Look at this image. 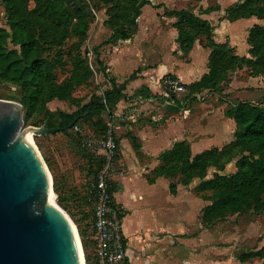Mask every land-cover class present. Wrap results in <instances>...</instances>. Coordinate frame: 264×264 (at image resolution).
Wrapping results in <instances>:
<instances>
[{
  "label": "trees",
  "instance_id": "trees-1",
  "mask_svg": "<svg viewBox=\"0 0 264 264\" xmlns=\"http://www.w3.org/2000/svg\"><path fill=\"white\" fill-rule=\"evenodd\" d=\"M111 2L108 0V3ZM35 3V6L32 7L31 0H5L9 29L0 28V81L12 83L20 88L22 92L20 103L24 107L26 118L43 111L50 100L60 97V90L55 86L56 77L52 66L41 53L42 47L39 39L33 35V27L35 25L41 26L48 35L60 40L65 39L72 29L84 37L89 28V12L83 6L71 8L68 6L67 0H35ZM147 3L150 1L134 0L131 11H128L130 16L126 21L127 24L116 21V25L112 26L113 33L110 40L132 38L138 29L137 19L141 14V9ZM115 9L116 7L112 11ZM236 9L235 7L228 9L229 20L233 21L240 17L250 18L255 15V13H250L248 16H236ZM117 12L118 15L122 16L126 11L117 10ZM164 14L177 18L175 22V27L178 30L177 42L185 54L192 50L195 41L200 39L201 35L206 37V46L211 49L209 71L200 80L186 84L189 91L186 99H191L198 87L214 89L218 81H222L225 74L228 75L230 67V59H228L224 49L225 44L214 41L213 28L210 22L189 9H165ZM188 26L192 29L188 30ZM249 43L252 53H260L261 51L258 60L264 63L263 25L254 24L251 27ZM10 44L15 47L10 48ZM76 62L78 67L70 79V83L73 84L83 82L89 73L88 70L87 74L84 73L86 64L78 54ZM99 63L102 65L101 61ZM135 77H137V72L132 73L122 83L111 78L112 87L106 91L105 99L107 102L105 104L92 103L96 99L92 98L73 113L47 110L44 126L55 127L59 125L64 127L77 119L74 125L79 124L84 127L86 123H91L96 128L95 132H98L97 136H102L106 132L103 116L108 110L117 109L118 104L125 99L128 81ZM172 77L176 78L173 75ZM176 102L179 103V101ZM91 104L90 113L85 115ZM226 114L236 122L233 141L223 148L206 149L197 154L193 153L187 141L176 142L172 149L161 154V165L157 169L159 175L177 178L171 184V190L174 193L177 192L178 184L187 186L196 178L201 179L198 185L199 191H215L213 197L205 196L210 203L202 211V222L208 228L230 216L243 214L246 210L264 211L262 197L264 194V104L238 101L226 111ZM72 128L70 131L61 132L75 145L76 151L87 160L88 171L93 176L91 182L102 166V159L80 145L78 135L72 131ZM49 136L50 134L45 137ZM134 146L139 149V145L134 143ZM226 152L233 159L238 157L236 161L237 171L233 175H217L212 179H207L209 166L214 165L220 170L224 169L226 161H223V158H225ZM46 162L54 174L52 161L46 159ZM111 190L113 193L116 190L114 183H112ZM54 191L58 194L59 205L71 214L78 227L86 264H98L95 256V241L92 239L94 211L88 200L87 188L84 195L79 198L78 203L81 209L78 210V213L72 212L66 203L67 198L60 193L55 175ZM84 207H89V211L85 210ZM92 248L94 256L91 254ZM253 258L264 260V246L238 255L241 262H247ZM260 264H264V261Z\"/></svg>",
  "mask_w": 264,
  "mask_h": 264
},
{
  "label": "rangeland",
  "instance_id": "rangeland-1",
  "mask_svg": "<svg viewBox=\"0 0 264 264\" xmlns=\"http://www.w3.org/2000/svg\"><path fill=\"white\" fill-rule=\"evenodd\" d=\"M110 1H112V4L108 3V0H67L69 7L76 8L83 6L89 12V28L84 37L80 36L75 29H72L65 39L60 40L48 35L41 26L35 25L33 27V35L39 39L42 47L41 53L49 60L52 66L56 77L55 86L60 90V97L50 100L43 111L27 118L24 115V128L28 126H44L47 110L51 112L61 110L73 113L92 98L105 99L106 91L112 87L111 78H115V76L109 71L110 67L106 64L103 54L115 53L124 42H127L126 40L128 39L110 40V37L113 33L112 26L114 27L116 21L127 24L126 21L130 16L128 11H131L134 2V0ZM155 2L154 6L160 10L161 14H164L165 9H169L166 6V3H168L171 10L184 9L182 6H187V9L196 15L205 13L215 15L209 21L211 25L213 24V39L217 42L216 36L226 38L225 42L217 43L225 44L224 49L229 57L228 59H230V67L228 75L225 74L224 80L218 81L214 89L209 90L204 87H198L191 99H186L189 92L187 87L186 91L174 92L173 99L180 102L177 106L173 104L175 102H173L172 98H167L164 95V85H162L161 92L157 94L160 97L159 108H164L168 112H175L176 110L179 113L182 112L179 116H183L187 110L190 111L184 118L187 122L186 129L190 131V137L186 141L190 144L194 154L206 149L223 148L234 140V135L231 137L232 130L229 124L225 127L228 129L226 133L230 132V135L228 137H219V128L222 124L223 114L234 103L242 101V99H250L255 104H264V63L258 60L261 51L260 53L251 52L249 32L252 26L245 28L246 26H242L244 23L240 24L242 23L240 22L238 25L232 26L233 28H231L229 34L222 36L219 32L215 33V31H220L222 24H229V22L236 23L238 20L246 19V17H240L233 21L229 20L228 9L230 7L237 8L235 11L236 16H248L250 13H255V15L250 17L254 19V24L264 26V0H155ZM35 4V0H31V6L34 7ZM115 7L116 9L112 11ZM117 10H125L126 12L120 16ZM8 23L5 0H0V28L9 29ZM190 29L192 27L188 28V30ZM238 29L244 31L239 37L236 36V30ZM201 36V44L210 54L211 49L206 46V37ZM232 38L236 42H231ZM242 45H245V53L239 50V48L242 49ZM13 47L15 46L10 44V48ZM77 54L85 61L86 67L84 68V73L87 74V70L89 73L83 82L73 84L70 83V79L74 70L76 71L78 67L76 62ZM196 57L199 63H202L204 60L202 54H197ZM209 57L210 55L206 63L208 71ZM183 58H187L186 60L183 59L184 61H189L188 56ZM99 61L102 62V65ZM78 71L80 72L81 70L79 69ZM232 82L233 85H231ZM230 88H233L232 92H229ZM21 95L22 92L18 86L0 81V99L20 102ZM173 109L176 110L174 111ZM140 114L141 112L137 110L134 120L140 119ZM149 115L151 118L152 116L157 117L155 113ZM103 117L104 119L106 118L105 115ZM154 117L153 120L150 118L149 121L159 123L161 119L157 121V118L155 119ZM83 128L92 134L98 135V132H95L96 128L91 123H86ZM45 136L34 134L33 142L45 162L46 159L52 161L54 174L47 162L46 164L53 179V188L55 175L60 193L67 198L66 203L72 212L78 213V210L81 209L78 203L80 201L79 198L84 195L88 183L93 177L88 171V162L76 151L75 145L61 131L50 134L47 138ZM224 156L223 161H226L224 169L220 170L218 169L219 167L217 168L214 165L209 166L207 179H212L217 175H233L237 171L236 161L238 157L233 159L229 156L228 152ZM174 179L176 180L177 178ZM200 182L201 179H194L193 183L196 186L194 185L191 190L206 197H213L214 190L203 192L198 190ZM53 197L54 202L66 213L72 223L77 226L71 214L59 205L58 194L55 191ZM262 197L264 200V194ZM84 209L89 211V207H84ZM213 231H216L217 234H222L221 246L224 250L228 249L230 251L224 255L226 259L233 257L238 252L260 249L264 246V211L258 212L250 209L246 210L243 214L230 216L219 222ZM237 261L239 264H244L239 260ZM257 261L261 263L264 260L257 258L253 261V264H257Z\"/></svg>",
  "mask_w": 264,
  "mask_h": 264
},
{
  "label": "crops",
  "instance_id": "crops-1",
  "mask_svg": "<svg viewBox=\"0 0 264 264\" xmlns=\"http://www.w3.org/2000/svg\"><path fill=\"white\" fill-rule=\"evenodd\" d=\"M149 1L141 9L135 35L126 40L117 52L103 54L109 71L118 82L137 72V77L128 81L125 99L118 104L117 109L128 111L135 108L141 112V118L116 126L119 170L112 175V182L116 186L113 203L124 213L122 230L128 264H239L238 255L247 251L226 259L224 255L230 251L221 246L222 234L213 231L219 222L210 228L202 222V211L210 202L204 195L191 190L194 181L187 186L178 184L177 192L174 193L171 184L175 180L157 173L161 154L172 149L176 142L186 141L190 137L184 119L189 110L179 116L182 112L176 109H173L175 112H168L159 108L160 97L157 94L162 89V78L165 74H171L185 85L198 81L208 72L206 63L210 54L200 39L185 54L177 42V18L161 14L154 6L155 0ZM166 6L171 8L168 3ZM199 15L208 21L215 17L207 13ZM254 22L253 18L229 24L223 22L225 24H222L221 30L215 33L226 35L236 24L244 23L242 26L248 28ZM236 33L239 37L244 31L238 29ZM215 39L217 42L226 40L223 36H216ZM233 41L236 42L232 38ZM241 48L239 50L245 53V45ZM197 54H202V63L198 62ZM185 56H188L189 61H184L187 59L183 58ZM232 91L233 88H230L229 92ZM154 113L157 117L151 118L149 114ZM226 116L225 112L219 137L230 135V132L226 133L228 129L225 126L228 124L232 130L231 137L234 135L236 122ZM153 117L157 121L161 119L160 122L149 121ZM134 143L139 145V149L135 148ZM91 254L94 256L93 248ZM255 259L242 263L253 264ZM257 264L260 262L257 261Z\"/></svg>",
  "mask_w": 264,
  "mask_h": 264
},
{
  "label": "water",
  "instance_id": "water-1",
  "mask_svg": "<svg viewBox=\"0 0 264 264\" xmlns=\"http://www.w3.org/2000/svg\"><path fill=\"white\" fill-rule=\"evenodd\" d=\"M76 120L64 127L24 128L23 105L0 99V264H86L79 230L51 202L52 176L27 135L70 131Z\"/></svg>",
  "mask_w": 264,
  "mask_h": 264
},
{
  "label": "built area",
  "instance_id": "built-area-1",
  "mask_svg": "<svg viewBox=\"0 0 264 264\" xmlns=\"http://www.w3.org/2000/svg\"><path fill=\"white\" fill-rule=\"evenodd\" d=\"M162 83L164 95L172 98L175 102L173 104L177 105L178 102L173 99V93L186 91V85L171 74H165ZM136 111L135 108L128 111L108 110L105 114L106 132L102 136L88 132L79 124L72 128V131L78 135L80 145L102 159V166L87 187L88 200L94 211L92 239L95 241V256L98 264H128L127 246L122 230L124 213L114 205L111 188L112 175L119 170L116 126L125 121L134 120Z\"/></svg>",
  "mask_w": 264,
  "mask_h": 264
},
{
  "label": "bare ground",
  "instance_id": "bare-ground-1",
  "mask_svg": "<svg viewBox=\"0 0 264 264\" xmlns=\"http://www.w3.org/2000/svg\"><path fill=\"white\" fill-rule=\"evenodd\" d=\"M34 132L33 131H28V133H27V135H28V137H29V139L31 140V141H33V136H34ZM51 202L53 203V204H55L56 205V203L54 202V197L52 196L51 197Z\"/></svg>",
  "mask_w": 264,
  "mask_h": 264
}]
</instances>
